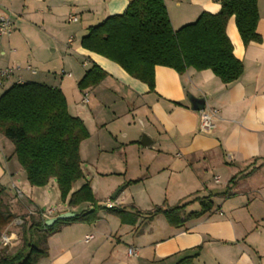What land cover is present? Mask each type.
<instances>
[{"label":"crops","instance_id":"crops-1","mask_svg":"<svg viewBox=\"0 0 264 264\" xmlns=\"http://www.w3.org/2000/svg\"><path fill=\"white\" fill-rule=\"evenodd\" d=\"M129 1L0 0V15H9L13 23V32L0 38V68L17 67L4 86L19 78L63 92L69 113L82 119L89 132L79 147L82 164L86 163L84 177L72 190L88 181L100 206L96 221L65 222L49 235L47 255L37 264H176L193 253L195 264H264V0H257L259 41L245 45L234 17L227 22L233 53L243 63L236 81L225 84L210 69L188 68L178 74L156 65L153 91L80 44L89 26L121 14ZM164 3L174 29L193 22L203 11L216 13L220 8V0ZM93 63L108 75L81 91L76 83ZM200 103L203 109L217 110L210 131L199 129L200 111L194 108ZM137 128L139 138L133 134ZM142 135L149 145L140 143ZM234 175L235 184L223 195ZM23 176L12 143L0 134L4 197L16 193L19 201L12 204L18 214L37 217L46 209L13 183L17 177L23 181ZM209 195L211 210L187 218L200 210L199 199ZM107 199L114 207L133 205L140 214H126L121 220L107 210ZM189 200L178 227L161 213L145 214L156 205ZM62 203L42 218L91 209L90 203Z\"/></svg>","mask_w":264,"mask_h":264},{"label":"trees","instance_id":"trees-1","mask_svg":"<svg viewBox=\"0 0 264 264\" xmlns=\"http://www.w3.org/2000/svg\"><path fill=\"white\" fill-rule=\"evenodd\" d=\"M230 17L242 42L259 41L256 33L258 22L257 0H220L216 13L203 11L195 21L177 29L171 25L164 0H130L126 9L89 26L81 38V46L118 64L130 76L154 89V67L173 68L183 74L188 68L210 69L223 83L236 81L243 72V63L235 57L226 26ZM93 63L78 80L79 90L98 85L106 76ZM0 134L13 145V153L25 173L30 186L45 187L54 181L62 202L69 206L90 203L91 209L81 210L72 218L45 224L40 213L23 220L21 246L12 253L0 255V264H37L47 255L46 239L58 231L65 222L92 223L100 209L91 186L84 182L72 190L84 177L80 158V143L89 137L82 119L68 111L63 92L35 81L14 82L0 93ZM232 176L222 193L227 195L236 182ZM6 189L0 183V234L13 220L14 213L4 202ZM199 199L200 210L187 218H196L212 208L209 197ZM198 199V198H197ZM189 201L168 206L156 205L146 212L147 217L163 214L173 226H181V212ZM111 213L124 220L126 214L133 218L140 214L133 205L109 207ZM129 210L133 212L129 213ZM33 229L43 232L34 244L27 233ZM196 253L181 257L176 264H195Z\"/></svg>","mask_w":264,"mask_h":264},{"label":"rangeland","instance_id":"rangeland-1","mask_svg":"<svg viewBox=\"0 0 264 264\" xmlns=\"http://www.w3.org/2000/svg\"><path fill=\"white\" fill-rule=\"evenodd\" d=\"M78 63L79 62L77 61V64ZM52 77L53 76H51V78ZM9 84H10V82L8 84H5V86H3V88H2V90H5L6 88H8ZM76 85H77V83H76ZM65 99H66V97H65ZM66 102H67V100H66ZM133 134L138 137V136H140L141 133H139V130L137 128L135 130V133H133ZM82 166L83 167L86 166V163L84 162L82 164ZM24 179H25V176H23V181H22V179H20V177H17L16 179H13V183L23 192V194L25 196H29L32 199V201L36 204V206H40L44 209H47L48 207H54V208L59 209L64 204V203H62V200L60 199L59 190H58L54 181H52L50 185L45 186V187H33V186H30L28 184V182H25ZM88 179H90V177H88ZM80 183H81V181L76 183L74 187H76ZM100 192L101 191H98V196H100ZM16 198L18 199V196L16 193H14L13 195H11L9 197V199H6V197H4V202L7 203L9 200H12V199L14 200ZM18 201H19V199H18ZM15 202L16 201L14 200L11 203H7L9 209L11 210L12 213H14V215H13V220L9 224L10 228H8V229L5 228L1 232L0 238H1V235L4 234L5 232L7 233L6 235H8L9 232H14L16 239L12 241L13 244L8 243L6 245H3L2 242L0 241V255H2L3 253H12L13 251H15L16 249H18L21 246L22 236H23V232L25 229L22 228L23 223L19 222V217H20V219H22V221L25 219L28 222V220H29V218L26 216L25 213L18 214V211H19L18 208L12 204ZM23 212H24V210H23ZM15 218L18 220H16ZM26 233H27L28 241L31 240L34 244H37L38 239L43 236V232L38 230V229H33V230L26 232Z\"/></svg>","mask_w":264,"mask_h":264},{"label":"built area","instance_id":"built-area-1","mask_svg":"<svg viewBox=\"0 0 264 264\" xmlns=\"http://www.w3.org/2000/svg\"><path fill=\"white\" fill-rule=\"evenodd\" d=\"M72 20H75V17L71 18ZM13 32V23L9 15H0V38L7 37ZM17 67H3L0 68V93L2 91V88L4 86V83L6 80L10 79L14 75V71ZM29 68V67H28ZM62 74L70 75V73H66L65 71H62ZM17 82H21L20 79H17ZM84 102L87 101V96H84L82 99ZM200 115V123H199V129L200 131H210L214 127V117L217 115L216 109H202L199 112ZM214 179L218 181V177L215 176ZM105 205L109 208L112 207V202L110 199L106 200ZM55 209L53 207H50L44 211H41L40 215L42 217H48L51 215ZM23 222V221H19ZM16 224V223H15ZM5 232L1 235L0 241L3 245H6L8 243L13 244L12 241L16 239L14 232H9L8 235ZM91 236H86V238H90ZM135 251L134 249L130 248L128 249L129 254H133Z\"/></svg>","mask_w":264,"mask_h":264},{"label":"water","instance_id":"water-1","mask_svg":"<svg viewBox=\"0 0 264 264\" xmlns=\"http://www.w3.org/2000/svg\"><path fill=\"white\" fill-rule=\"evenodd\" d=\"M204 108V104L203 103H200L199 105H197L194 109L197 110V111H200ZM148 137H146V135H142V138L140 139V143L142 145H149L150 142L148 143ZM121 187H119L118 189H116L112 195H111V198H115L117 193L120 191ZM76 213L74 212H70V211H66V212H62V213H59L58 215L54 216V217H51L47 220H45V224L46 225H51L53 224L55 221L57 220H62V219H68V218H72Z\"/></svg>","mask_w":264,"mask_h":264}]
</instances>
